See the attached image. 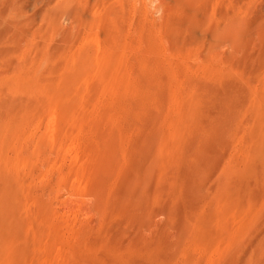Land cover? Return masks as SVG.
<instances>
[{"label":"rangeland","instance_id":"374dc122","mask_svg":"<svg viewBox=\"0 0 264 264\" xmlns=\"http://www.w3.org/2000/svg\"><path fill=\"white\" fill-rule=\"evenodd\" d=\"M0 264H264V0H0Z\"/></svg>","mask_w":264,"mask_h":264},{"label":"bare ground","instance_id":"6f19581e","mask_svg":"<svg viewBox=\"0 0 264 264\" xmlns=\"http://www.w3.org/2000/svg\"><path fill=\"white\" fill-rule=\"evenodd\" d=\"M159 3V2H158ZM260 19V18H259Z\"/></svg>","mask_w":264,"mask_h":264}]
</instances>
